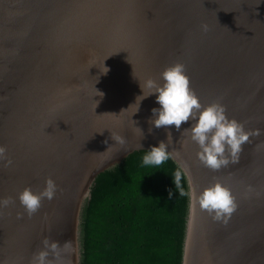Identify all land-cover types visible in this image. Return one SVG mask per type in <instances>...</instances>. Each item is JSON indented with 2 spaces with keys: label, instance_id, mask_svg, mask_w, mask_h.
I'll return each mask as SVG.
<instances>
[{
  "label": "water",
  "instance_id": "95a60500",
  "mask_svg": "<svg viewBox=\"0 0 264 264\" xmlns=\"http://www.w3.org/2000/svg\"><path fill=\"white\" fill-rule=\"evenodd\" d=\"M176 61L202 104L222 97L230 118L261 129L239 163L204 167L183 133L194 121L149 123L160 105L156 94L140 101V83H163ZM169 131L170 159L197 194L218 177L238 203L224 224L188 197L181 264H264V0H0V145L12 161L0 162V198L15 201L0 212V264H30L45 237L71 242L63 264H84L96 178ZM49 177L55 198L29 217L18 194Z\"/></svg>",
  "mask_w": 264,
  "mask_h": 264
},
{
  "label": "clouds",
  "instance_id": "9594fccd",
  "mask_svg": "<svg viewBox=\"0 0 264 264\" xmlns=\"http://www.w3.org/2000/svg\"><path fill=\"white\" fill-rule=\"evenodd\" d=\"M201 29L204 32L209 30L207 24H202ZM107 71L106 68L104 73ZM160 79L163 83L152 77H148L143 84L140 83L143 91V95L138 96L140 101L156 94V102L160 105L159 108L151 110L153 116L149 123L157 129L174 125L179 130L182 124L194 121L183 133H189L190 139L198 145L197 158L204 167L215 172L227 168L230 164L239 163L244 146L251 143L252 137L261 135V129H246L245 122L230 118L227 115V106L222 103V97L202 104L195 90L190 87L185 63L176 61L167 66L160 74ZM145 89L149 90L147 94ZM98 95L103 96V93L98 91ZM111 138L121 145L126 142L119 134H111ZM171 143L172 134L169 131L167 143L160 141L158 145L152 146L143 157V165L159 166L172 158L175 150H167ZM0 162L5 166L12 164L6 145H0ZM182 176L188 179L187 192L181 184ZM173 182L180 196L187 195L194 205L198 204L199 208L206 211L215 221L227 224L238 208L232 189L218 177H214L213 182L197 194L191 186L189 170L181 166L175 171ZM57 191L58 185L49 177L42 190L34 192L27 186L18 194V198L27 215L31 217L40 210L45 199H54ZM171 194L170 191L169 195ZM14 203V198L10 196L0 198V212ZM18 218L21 217L18 215ZM41 243L43 247L33 254L30 264H63L64 254L72 248L70 241L61 245L59 241L48 237Z\"/></svg>",
  "mask_w": 264,
  "mask_h": 264
},
{
  "label": "trees",
  "instance_id": "16d2710c",
  "mask_svg": "<svg viewBox=\"0 0 264 264\" xmlns=\"http://www.w3.org/2000/svg\"><path fill=\"white\" fill-rule=\"evenodd\" d=\"M146 153L133 152L96 178L86 209L84 264L182 263L188 196L175 188L173 161L145 166ZM181 184L187 192L183 176Z\"/></svg>",
  "mask_w": 264,
  "mask_h": 264
}]
</instances>
